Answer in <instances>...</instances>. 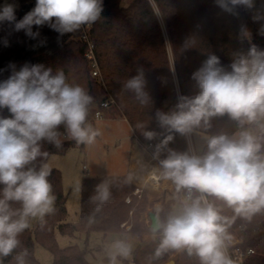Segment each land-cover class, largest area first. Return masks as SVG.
I'll return each instance as SVG.
<instances>
[{
	"label": "clouds",
	"instance_id": "1",
	"mask_svg": "<svg viewBox=\"0 0 264 264\" xmlns=\"http://www.w3.org/2000/svg\"><path fill=\"white\" fill-rule=\"evenodd\" d=\"M216 4L234 15L239 7H255L254 0H216ZM102 10L101 0H36L34 9L15 23V30L38 39L40 33L33 32V26L47 25L63 35L92 24ZM14 20V5L5 4L0 9V21ZM39 43L43 46L46 41ZM8 68L11 74L0 80V109L11 114L0 116V256L4 257L19 246L17 237L30 227V218H42L53 211L55 196L48 180L51 169L47 165L38 171L29 167L38 157L48 155L41 151V142L47 140L59 147L56 130L61 125L77 144H92L100 134L86 123L92 98L80 86L69 85L62 71L53 75L51 68L27 63L19 70L14 64ZM230 68L226 70L219 57L209 55L192 74L199 94L179 95L174 109L155 112L160 128L170 134L156 145L153 158L159 160L160 178L175 185L178 201L164 217L161 207L155 209L151 232L159 238L157 254L167 249L183 250L198 257L200 264H233L227 249L234 237L228 229L237 217L250 219L264 210V137L244 128L264 120V51L252 46L246 55H237ZM125 87L134 91L142 104L149 102L143 69ZM224 114L237 121L242 130L231 137H205L207 151L203 155L168 148L174 138L171 133L187 137L196 129L210 128L211 119ZM144 136L151 140L156 133L145 131ZM165 150L166 157L160 159ZM110 196L107 184H101L92 199L99 208ZM217 201L234 215H223ZM13 203L21 207L13 208ZM130 252L126 241H114L109 264H119L117 258H126ZM26 255L25 250L16 258L17 264H25Z\"/></svg>",
	"mask_w": 264,
	"mask_h": 264
},
{
	"label": "trees",
	"instance_id": "2",
	"mask_svg": "<svg viewBox=\"0 0 264 264\" xmlns=\"http://www.w3.org/2000/svg\"><path fill=\"white\" fill-rule=\"evenodd\" d=\"M122 1L101 0L103 10L89 30L101 80L92 74L91 61L86 57L87 44L81 37L80 28L60 35L47 25L39 28L33 26V32L40 33L38 39H30L24 31L15 30V23L34 9L36 0L23 3L16 10L14 21H0V69H7L0 72V80L11 74L9 64H14L16 70L26 63L42 64L45 68H51L53 75L62 71L69 85L80 86L92 98L87 118L94 116L98 103L112 97L140 140L144 144L151 142L156 147L170 133L160 128L155 112L158 109L165 112L174 109L179 95L194 97L199 94L200 88L192 79V74L209 55L219 57L221 65L230 71V65L237 55H246L252 46L264 51V19H254L264 16V0H254L255 7L252 9L239 7L235 15L221 10L216 0H131L126 4ZM39 41L46 43L41 46ZM140 69L144 71L145 91L150 97L149 102L143 104L134 91L125 87L126 82L136 76ZM115 110L114 107L105 110V116ZM10 115L7 109H0V116ZM210 123V128H199L193 133L203 132L208 136L226 134L231 137L242 130L228 114L213 117ZM257 125L245 124L244 128L254 132ZM56 131L60 146L42 141L41 151L48 155L38 157L29 167L38 171L52 154L64 153L78 145L73 139L63 138L67 131L64 125ZM145 131L155 132L156 136L148 140L144 136ZM171 134L174 138L168 148L177 152L190 151L188 136ZM206 151L207 145L199 155ZM161 155L165 158L167 151L161 152ZM50 169L48 180L55 196L53 211L22 232L17 237L19 246L11 255L0 256V264H17L16 258L25 250V264H42L35 257L36 240L52 252L53 264H90L87 248L82 249L76 244L59 246L57 230L65 235L99 231L105 237L113 233L132 237L152 234L151 226L142 219L143 213L152 205L148 194L143 190L141 197L136 195L138 186L127 174L85 176L81 184L80 218L77 222H67V196L62 187V174L60 169ZM101 184H107L111 196L97 208L98 202L92 198ZM2 187L0 185V189ZM176 197V192H165L161 198L162 217L178 204ZM217 203L223 208V215H234L222 202ZM12 207L20 208L21 205L13 203ZM124 222L131 224L130 229L122 226ZM244 222V218L237 217L231 228L238 231ZM245 246H252L255 253L248 256L243 264H264V235L249 236ZM158 248L159 238L145 245L141 241L131 251L130 259H117L123 258L127 264H162L168 259V251L161 250L157 254ZM181 252L177 264H200L198 257ZM103 263L109 264L108 255L103 257Z\"/></svg>",
	"mask_w": 264,
	"mask_h": 264
},
{
	"label": "rangeland",
	"instance_id": "3",
	"mask_svg": "<svg viewBox=\"0 0 264 264\" xmlns=\"http://www.w3.org/2000/svg\"><path fill=\"white\" fill-rule=\"evenodd\" d=\"M29 1L30 0H0V9H2L5 4H11L14 5L15 12H17L16 10L20 9L23 3ZM130 1L131 0H123L122 3L126 4ZM162 25L165 27L163 21ZM115 109L113 113L111 112L106 116L107 119H102L95 123L94 129H97L100 134L96 137L94 143L88 145L78 144L70 147L64 153H54L48 158L45 164L49 168H57L61 171L62 187L67 196V216L65 219L67 222H77L80 218L81 184L85 176L125 174L128 158L131 153L130 147L133 142L131 138L132 134L128 123L120 117L123 116L120 110L117 109V107ZM257 127L258 125L256 128ZM249 131L253 132L252 130ZM64 137L65 136H63V138ZM205 137H208V135L203 132H195L188 136L189 143L192 142L193 148L198 155L202 153L206 146ZM145 191L149 194L147 190ZM152 195L154 198H148L152 205L148 207V211L144 212L142 216L143 221L148 225H150L151 221L148 213L152 210L155 212L157 207H161V199L158 200L156 197L159 195L163 196L164 194L156 190L152 192ZM39 218L40 217L30 218V227H32ZM122 226L130 229L131 224L124 222ZM56 232V238L60 247L76 244L82 249L87 248V259L90 264H104L103 257L105 255L109 256L110 246L116 240L126 241L131 245V251H133L141 241L145 245L154 239L153 234L143 237H132L128 234L120 235L113 233L105 237L103 233L99 231H92L90 234L78 232L74 235H65L58 230ZM35 247V257L42 264H53L54 256L50 250L37 240L35 241ZM167 251L168 259L165 262L174 259L177 264V259L183 250L167 249ZM123 258L119 260V264H127ZM130 258L131 252L126 259Z\"/></svg>",
	"mask_w": 264,
	"mask_h": 264
},
{
	"label": "built area",
	"instance_id": "4",
	"mask_svg": "<svg viewBox=\"0 0 264 264\" xmlns=\"http://www.w3.org/2000/svg\"><path fill=\"white\" fill-rule=\"evenodd\" d=\"M91 26H92L91 24L90 25L85 24L80 27L81 37L84 41H86L87 44L86 57L91 61L90 63L92 66V74L95 78L101 80L102 77H101L100 67L95 54V47H94L95 45L93 44L89 36V30L91 29ZM112 107L114 108L117 107V103L112 97L102 100L100 103L96 105L94 116L87 118L86 123L90 124L94 128V125H96L95 123L97 121L106 118L105 110H108ZM261 124H264V120L258 122V127L255 128L254 131V135H257L259 137L264 136V128L260 127ZM145 146L147 149L151 150V154L153 157V154L156 151V147L151 142L145 144ZM189 149H190V153L197 154L193 148L192 142L189 143ZM160 159H164V157L161 154H160ZM152 160L156 161L159 164L158 159L152 158ZM146 175H147V182L159 185L160 182L162 181V178H160L161 175L160 165L158 167L157 164L154 162L149 163L148 167L146 168ZM143 190H144L143 188L137 187V189L135 190V194L141 196ZM183 194L184 193H181L180 195ZM244 219L245 222L244 224H241L238 227V231L232 229L231 227L228 229V231L234 237L232 244L227 249L228 255L232 259L233 264H243V262L248 256H251L252 254L255 253V249L252 246H245L249 236L264 235V210L255 213L254 215L251 216L250 219H246V218ZM241 234L245 236H242Z\"/></svg>",
	"mask_w": 264,
	"mask_h": 264
},
{
	"label": "crops",
	"instance_id": "5",
	"mask_svg": "<svg viewBox=\"0 0 264 264\" xmlns=\"http://www.w3.org/2000/svg\"><path fill=\"white\" fill-rule=\"evenodd\" d=\"M122 117L127 123L125 117ZM107 119V118H104ZM112 119V118H110ZM129 128L131 130L132 134V143L130 147V156L128 158L127 167L125 174L128 175L129 179L133 181L138 187L143 188L144 190L148 191V197L154 198L152 195V192L154 191H160L163 194H165L166 191L175 192V185L172 184L171 181H167L162 179L159 185L152 184L147 182V175H146V168L148 167V164L151 162H154L159 167V164L156 161L152 160V154L151 150L147 149L145 144L140 140V138L134 133L132 127L128 123ZM64 138H68V132L66 131V135ZM156 197V196H155ZM163 196H158L156 198L161 199Z\"/></svg>",
	"mask_w": 264,
	"mask_h": 264
},
{
	"label": "water",
	"instance_id": "6",
	"mask_svg": "<svg viewBox=\"0 0 264 264\" xmlns=\"http://www.w3.org/2000/svg\"><path fill=\"white\" fill-rule=\"evenodd\" d=\"M153 215H154V211H153V210L150 211V212L148 213L149 219L151 220V221H150V226H151V224H152ZM162 264H176V261H175L174 259H170V260H168L167 262L162 263Z\"/></svg>",
	"mask_w": 264,
	"mask_h": 264
}]
</instances>
